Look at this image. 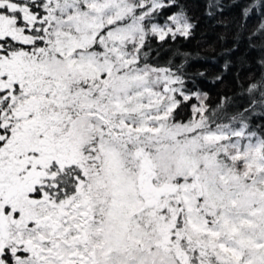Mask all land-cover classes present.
I'll return each mask as SVG.
<instances>
[{"label": "snow or ice", "instance_id": "1", "mask_svg": "<svg viewBox=\"0 0 264 264\" xmlns=\"http://www.w3.org/2000/svg\"><path fill=\"white\" fill-rule=\"evenodd\" d=\"M203 5L231 95L187 0H0V264H264V0Z\"/></svg>", "mask_w": 264, "mask_h": 264}, {"label": "trees", "instance_id": "2", "mask_svg": "<svg viewBox=\"0 0 264 264\" xmlns=\"http://www.w3.org/2000/svg\"><path fill=\"white\" fill-rule=\"evenodd\" d=\"M188 7L191 14L198 20L199 26L196 31V35L193 39L185 42L184 47L188 49L194 56V58L201 61L202 67L207 71L209 76V83L207 88L215 98L220 93H227L231 95L237 88V82L235 79L236 68L232 67L225 71L223 65L227 59L222 52V49L226 45L217 40V36L226 35L229 38L233 35L235 28L232 24L234 18L239 17V10L235 8L226 9L222 19L225 24H229L231 30H226L224 27L217 25L213 26L214 22L208 20L203 15L204 5L203 0H187ZM227 2V0H225ZM256 20L253 19L250 22V26H254ZM231 40L229 39V45ZM245 51V46L241 45L240 53ZM239 55V53L237 54ZM255 58V53L252 54ZM235 60V57H233ZM220 74L223 76V82L215 83L213 78Z\"/></svg>", "mask_w": 264, "mask_h": 264}]
</instances>
